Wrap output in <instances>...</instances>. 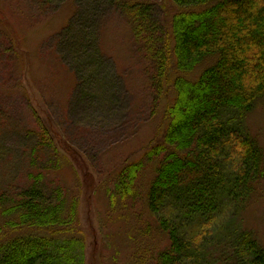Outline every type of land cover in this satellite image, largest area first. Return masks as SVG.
Segmentation results:
<instances>
[{"label": "rangeland", "instance_id": "obj_1", "mask_svg": "<svg viewBox=\"0 0 264 264\" xmlns=\"http://www.w3.org/2000/svg\"><path fill=\"white\" fill-rule=\"evenodd\" d=\"M149 1L154 20L162 23L163 0ZM93 3H79L73 25L72 37L78 33L87 41L80 55L96 53L79 67L83 91L73 92L69 71L56 59L70 0H0V190H20L31 183L30 175L40 174L46 189L59 187L77 199L85 264H153L167 245L147 206L161 160L144 153L162 136V111L173 92L165 94L151 82L153 64L135 51L124 14L102 5L99 16H92ZM72 57L67 54L63 65L73 68ZM213 61L202 62L187 77L195 79ZM221 113L228 125H240L235 111ZM242 125L264 154V96ZM40 135L47 140L46 153ZM62 146L71 153L56 157ZM133 163L141 169L124 195L117 175ZM234 205L226 208L230 218L217 217L209 230L199 234L202 228L193 227L201 237L194 264H230L237 232L251 231L264 248V177Z\"/></svg>", "mask_w": 264, "mask_h": 264}, {"label": "trees", "instance_id": "obj_2", "mask_svg": "<svg viewBox=\"0 0 264 264\" xmlns=\"http://www.w3.org/2000/svg\"><path fill=\"white\" fill-rule=\"evenodd\" d=\"M92 1V16H99L102 5L124 14L135 51L153 64L151 82L165 94L173 92L163 107L162 136L144 153L161 160L147 206L167 245L153 264H194L201 237L193 227H201V234L217 217L219 222L230 218L226 208L234 209V202L247 198L264 177L263 150L242 125L264 96V0H163L162 23L154 20L149 0H70L71 19L60 30L56 59L69 71L73 92L83 91L79 67L96 54L80 55L87 41L78 33L72 37L79 3ZM10 39L17 56L19 48ZM67 54L73 55L74 69L63 65ZM211 58L213 63L195 79L187 77ZM228 108L240 125L223 121L221 111ZM40 136L39 147L46 153L47 140ZM60 150L55 149L56 157L69 151ZM139 169L133 163L117 175L124 195ZM30 180L20 190H0V264H85V240L76 230L77 199L59 187L46 189L40 174ZM232 240L230 264H264V248L251 231L237 232Z\"/></svg>", "mask_w": 264, "mask_h": 264}]
</instances>
